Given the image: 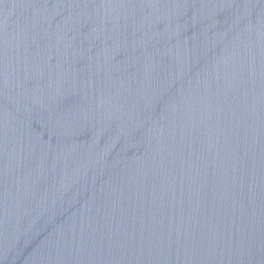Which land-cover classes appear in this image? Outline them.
Here are the masks:
<instances>
[{"label":"water","instance_id":"obj_1","mask_svg":"<svg viewBox=\"0 0 264 264\" xmlns=\"http://www.w3.org/2000/svg\"><path fill=\"white\" fill-rule=\"evenodd\" d=\"M0 264H264V0H0Z\"/></svg>","mask_w":264,"mask_h":264}]
</instances>
